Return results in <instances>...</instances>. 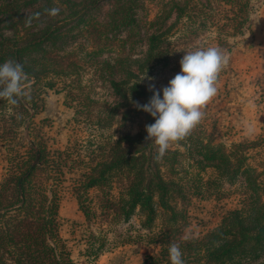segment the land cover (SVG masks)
<instances>
[{
	"label": "trees",
	"instance_id": "1",
	"mask_svg": "<svg viewBox=\"0 0 264 264\" xmlns=\"http://www.w3.org/2000/svg\"><path fill=\"white\" fill-rule=\"evenodd\" d=\"M99 1L90 0L79 7L64 0L60 9L52 0H0V64L9 59L23 64L30 88L37 83L51 88L67 76L80 86V64H86L115 97L102 105L90 98L89 91L78 94L75 90L73 99L88 115L95 113V120L90 121L96 131L111 129L117 113H121L122 123L130 119L143 122L134 134L114 137L111 132L101 142L88 139L86 159L78 157L79 148H74L76 156L70 146L52 148L41 133L32 135L35 128L21 151L20 145L15 147L19 140L14 129L26 118L32 123L38 109L36 94L30 89V98H18L15 105L0 99V145L8 151L7 166L0 175V264H76L60 234L57 187L66 170L77 165L80 171L74 189L88 222L95 216L112 225L137 216L139 226L151 231L160 220L157 234L145 240L158 250L138 264H170L168 250L173 243L179 245L184 264H264V163L259 170L250 162L256 142L226 145L198 124L157 160V146L145 139V125L154 123L155 118L133 103L145 104L153 94L141 76L160 61L167 65L169 58L178 54L177 48L209 26L215 29V45L229 50L228 38L248 26L250 0H166L149 22L135 13L139 0H115L105 19L97 21L94 10ZM169 19L172 22L168 23ZM142 22L148 27L142 28ZM123 32H128L125 38L120 37ZM77 36L92 41L89 49L85 42L79 47L72 44ZM138 41L146 47L141 56L124 54L126 42L131 49ZM107 50L116 52L98 58ZM76 52H82L81 57L70 58L69 53L76 56ZM203 171L212 173V178L204 180ZM238 180L244 193L241 206L230 210L205 234L183 237V204L190 195H201L216 182ZM114 183L117 191L112 193ZM144 237L141 233L136 238ZM134 239L127 237L123 243ZM106 241L104 228L88 231L86 252L97 258Z\"/></svg>",
	"mask_w": 264,
	"mask_h": 264
},
{
	"label": "rangeland",
	"instance_id": "2",
	"mask_svg": "<svg viewBox=\"0 0 264 264\" xmlns=\"http://www.w3.org/2000/svg\"><path fill=\"white\" fill-rule=\"evenodd\" d=\"M62 1L64 0H52V5L63 9ZM70 1L77 3L79 7L90 2V0ZM114 1H99V8L94 10L97 21L105 19ZM163 1L166 0H139L135 13L141 20L149 22L158 14ZM29 8L24 11L27 12ZM53 16L55 17V15ZM59 16L61 15L57 17ZM172 20L169 19L168 23ZM147 24L142 22V28L148 27ZM204 30L198 34L199 36L193 35L187 40L188 43L177 48L178 54L171 56L167 65L163 66V61H160L150 73L142 75L141 82L147 85L154 84L155 88L162 90L168 85V81L180 72L179 61L185 54L184 51L194 50L195 47H202L203 44L208 43L209 46H216L215 29L209 26ZM127 34L128 32H123L120 37L124 36L125 38ZM170 39L174 42L173 36H170ZM80 42H85V48L89 49L92 41L88 42L84 40V37L77 36L72 44H77L76 46L79 47ZM228 43L231 45L229 50L227 46L221 47L229 54V61L218 75L217 95L203 108L204 117L199 124L207 132L212 133L216 141L226 145L244 140L256 142L250 150L253 155L250 162L262 170L263 164L260 163H264V0H250L248 26L243 28L241 34L229 37ZM145 48L141 41H138L131 49L130 42H126L124 54L129 52L128 54L131 56L139 57ZM115 52L113 50L103 51L98 58L114 55ZM81 55L82 52H76V56L74 53H69L70 58H76V60ZM83 61L84 59L81 58L80 62L83 63ZM91 70L86 64H80V86L73 83L72 77L67 76L51 88L40 83L30 88L33 90V94H36L37 114L33 117L31 124L26 118L16 126L17 128L14 130L17 136L16 140L19 142L15 144V147L20 145V149L23 151L24 147L22 146H25L30 138L29 132L35 128L32 135L34 136L36 132L41 133L52 148L63 150L70 146V152H73L72 156H76L74 148H79L78 157L86 159L88 139H91L92 142H101L111 132L114 137H117L121 133H137L143 127V122L137 119H130L122 123L121 113H117L115 118L120 121L114 119L111 129L104 128L96 131L91 124V121L96 118L94 117L95 113L91 112L88 115L82 105L73 99L75 90L78 94L82 90L89 91L90 98L102 105L112 102L115 97L101 84L100 80L95 79L94 71ZM91 86L92 90L89 89ZM8 111H11L9 107ZM5 124L8 126L10 120ZM1 125L2 120H0ZM7 156V148L1 144L0 175L7 166ZM79 168L80 166L77 165L72 170H66L64 180L57 187L60 234L65 239L75 263L138 264L145 255L157 252L158 246L149 244L145 240L148 238L147 236H152L153 233L157 234L161 226L159 219L151 231L144 230L139 226L137 216H133L129 222L112 225L100 217L93 216L89 222L85 219L74 189V180L79 177ZM201 175L204 180L213 176L209 171H203ZM113 185L111 192L115 193L117 185L116 183ZM243 196L239 180L234 183L223 182L220 184L216 182L204 189L201 195H190L188 202L183 204L186 209V220L184 227L182 226L181 235L192 237L205 234L219 225L222 217L230 210L240 207ZM98 226L105 229L107 241L104 250L97 258L92 259V256L86 252V235L88 231L96 232ZM141 233H145V237L144 240L139 241L136 237ZM127 237L135 239L130 243H123Z\"/></svg>",
	"mask_w": 264,
	"mask_h": 264
},
{
	"label": "clouds",
	"instance_id": "3",
	"mask_svg": "<svg viewBox=\"0 0 264 264\" xmlns=\"http://www.w3.org/2000/svg\"><path fill=\"white\" fill-rule=\"evenodd\" d=\"M184 53L179 61L180 72L167 86L156 90L154 84H149V91L153 93L149 101L133 102L135 107L155 118L154 123L145 125V139L157 146V160L166 155L172 143L185 140L201 122L203 108L217 95L218 75L229 61V54L219 46H197ZM28 81L23 64L6 60L0 64V99L15 105L18 98H30ZM168 251L170 264H184L178 244H171Z\"/></svg>",
	"mask_w": 264,
	"mask_h": 264
}]
</instances>
